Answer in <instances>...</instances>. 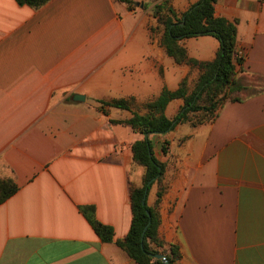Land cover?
<instances>
[{"label": "crops", "instance_id": "crops-1", "mask_svg": "<svg viewBox=\"0 0 264 264\" xmlns=\"http://www.w3.org/2000/svg\"><path fill=\"white\" fill-rule=\"evenodd\" d=\"M129 1L50 0L33 9L0 0V180L17 186L0 205V264H136L101 242L80 208L92 207L114 241L124 240L129 185L141 186L144 173L131 146L144 139L164 165L160 203L156 182L145 196L159 216L160 250L175 246L177 264H264V89L247 80L264 81V0L214 5V16L237 29L242 100L210 123L149 135L122 122L146 115L163 88L187 80L191 92L200 74L165 53L162 26L150 32L154 9L164 4L180 18L199 0ZM179 45L201 63L219 47L210 36ZM127 99L130 110L99 104ZM182 106L170 101L165 116Z\"/></svg>", "mask_w": 264, "mask_h": 264}, {"label": "trees", "instance_id": "trees-1", "mask_svg": "<svg viewBox=\"0 0 264 264\" xmlns=\"http://www.w3.org/2000/svg\"><path fill=\"white\" fill-rule=\"evenodd\" d=\"M50 0H15L18 5H25L38 9ZM128 4L129 0H113ZM217 0H199V2L177 18L170 8L164 9L159 4L154 9L157 28H150V32L157 31L162 26L163 35L160 46L165 53L179 65H189L200 71L194 89L189 92L187 80L181 81L176 91L171 92L163 88L160 95L145 105L146 115L133 114L122 122L143 135L164 134L171 130L173 123H189L199 126L212 122L218 111L227 103L240 102L241 85L235 72V64L241 61L236 58L237 29L234 23L214 16V5ZM199 36H210L217 40L219 47L215 58L211 62H197L187 57L183 47L179 45L181 39ZM250 81L258 84L255 89H264V81L250 77ZM175 99L183 101V106L173 119H168L164 110L167 104ZM101 107H111L130 110L133 100H119L100 102ZM132 162L144 168L141 186L129 185L131 208V223L129 231L122 241H114L113 229L103 225L95 219L92 207H82L80 212L92 227L97 237L103 243H115L136 264H163L152 258V255H164L167 264H177L179 253L175 246L168 250L162 249L164 243L159 237V216L154 209L143 203L147 191L155 182L158 184L156 206L160 203L165 189L160 185L164 165L158 162L150 147L149 140H139L132 144ZM17 192V186L11 179L0 180V205ZM149 214V216L147 215ZM148 224V226H147ZM147 226L141 240L142 231ZM142 244V248H141ZM154 246V248L151 247Z\"/></svg>", "mask_w": 264, "mask_h": 264}, {"label": "water", "instance_id": "water-1", "mask_svg": "<svg viewBox=\"0 0 264 264\" xmlns=\"http://www.w3.org/2000/svg\"><path fill=\"white\" fill-rule=\"evenodd\" d=\"M73 99L76 100V101H77V100L82 101L84 98L81 97V96H78V95H74V96H73ZM144 202H145V197H144V199H143V203H144ZM147 215L149 216L148 213H147ZM147 226H148V224H147ZM147 226H145V228H144L143 231H142L141 240H142V237H143V235H144V232H145ZM141 248H142V244H141ZM152 258L155 259V260H159V261L163 262V264H167V261H166V258H165L164 255L156 254V255H152Z\"/></svg>", "mask_w": 264, "mask_h": 264}, {"label": "rangeland", "instance_id": "rangeland-1", "mask_svg": "<svg viewBox=\"0 0 264 264\" xmlns=\"http://www.w3.org/2000/svg\"><path fill=\"white\" fill-rule=\"evenodd\" d=\"M247 80L249 81L248 84H250L253 87V88L251 87V90H254L255 89L254 87H259L258 84H255L254 82H251L250 81V78H247ZM245 84H247V81H245ZM240 97H241V95H240ZM137 171L140 172L141 169L140 168H137ZM134 175H135V173L132 176H134ZM133 179L135 180L136 178L133 177Z\"/></svg>", "mask_w": 264, "mask_h": 264}]
</instances>
